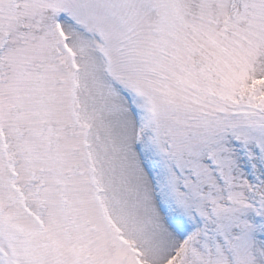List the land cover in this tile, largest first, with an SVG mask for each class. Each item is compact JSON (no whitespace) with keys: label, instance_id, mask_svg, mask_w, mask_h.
Segmentation results:
<instances>
[{"label":"snow or ice","instance_id":"obj_1","mask_svg":"<svg viewBox=\"0 0 264 264\" xmlns=\"http://www.w3.org/2000/svg\"><path fill=\"white\" fill-rule=\"evenodd\" d=\"M0 264H264V0H0Z\"/></svg>","mask_w":264,"mask_h":264}]
</instances>
